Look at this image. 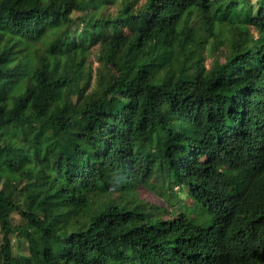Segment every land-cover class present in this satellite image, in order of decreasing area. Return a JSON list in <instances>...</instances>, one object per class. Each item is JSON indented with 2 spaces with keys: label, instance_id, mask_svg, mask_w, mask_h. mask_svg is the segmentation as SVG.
I'll return each mask as SVG.
<instances>
[{
  "label": "trees",
  "instance_id": "trees-1",
  "mask_svg": "<svg viewBox=\"0 0 264 264\" xmlns=\"http://www.w3.org/2000/svg\"><path fill=\"white\" fill-rule=\"evenodd\" d=\"M0 264H264V0H0Z\"/></svg>",
  "mask_w": 264,
  "mask_h": 264
},
{
  "label": "rangeland",
  "instance_id": "rangeland-1",
  "mask_svg": "<svg viewBox=\"0 0 264 264\" xmlns=\"http://www.w3.org/2000/svg\"><path fill=\"white\" fill-rule=\"evenodd\" d=\"M143 1V0H142ZM253 1H255V0H253ZM112 10H114V7H112ZM99 48H101V44L100 45H97L95 48H94V52H93V59H94V67L96 68H98L99 66H100V63H99V61H98V59H96L95 58V56H96V51L99 49ZM96 52V53H95ZM212 59V57L210 56V55H208L207 56V63H209L210 62V60ZM146 192L147 193H151L148 189H146ZM151 196H154V195H151ZM189 201H192V200H194V198L192 197V196H190L189 195ZM187 201H188V199H187ZM14 219H15V222H20V215L18 214V213H15L14 214Z\"/></svg>",
  "mask_w": 264,
  "mask_h": 264
}]
</instances>
